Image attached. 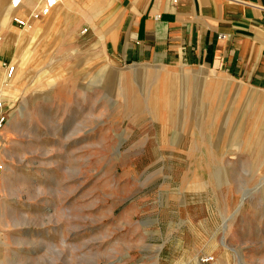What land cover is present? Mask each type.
Listing matches in <instances>:
<instances>
[{
	"label": "rangeland",
	"instance_id": "1",
	"mask_svg": "<svg viewBox=\"0 0 264 264\" xmlns=\"http://www.w3.org/2000/svg\"><path fill=\"white\" fill-rule=\"evenodd\" d=\"M10 5L0 264H264V88L45 50Z\"/></svg>",
	"mask_w": 264,
	"mask_h": 264
},
{
	"label": "crops",
	"instance_id": "2",
	"mask_svg": "<svg viewBox=\"0 0 264 264\" xmlns=\"http://www.w3.org/2000/svg\"><path fill=\"white\" fill-rule=\"evenodd\" d=\"M43 3L21 0L20 13ZM33 28L45 50L199 67L264 88V0H59Z\"/></svg>",
	"mask_w": 264,
	"mask_h": 264
},
{
	"label": "built area",
	"instance_id": "3",
	"mask_svg": "<svg viewBox=\"0 0 264 264\" xmlns=\"http://www.w3.org/2000/svg\"><path fill=\"white\" fill-rule=\"evenodd\" d=\"M59 0H44L43 6L36 11L31 12L27 17H13V22L15 23L16 26H18L19 28L22 29H31L32 28V24L34 21L40 19L42 16L47 15L49 13V11L57 4ZM19 5V0H12V6L13 8L18 7ZM14 72V68L13 67H9L6 70L7 73V77L12 76ZM7 120L6 117V113L4 112V105L2 104V102H0V129L2 128V126L5 124ZM3 164L0 161V178L3 172ZM208 260H210V258H205L204 262H207Z\"/></svg>",
	"mask_w": 264,
	"mask_h": 264
},
{
	"label": "bare ground",
	"instance_id": "4",
	"mask_svg": "<svg viewBox=\"0 0 264 264\" xmlns=\"http://www.w3.org/2000/svg\"><path fill=\"white\" fill-rule=\"evenodd\" d=\"M11 1V0H10ZM10 8H13L12 5H10ZM159 70V69H158ZM136 71V70H135ZM141 74H142V82H148V83H157L160 84V86H162L161 83H163L165 81V75H163L162 77L160 75H158L159 77H161L159 80L155 79L152 80L151 78V72H149L148 69L142 68V70H140ZM156 74H161V73H156ZM197 262V261H196ZM198 263V262H197Z\"/></svg>",
	"mask_w": 264,
	"mask_h": 264
}]
</instances>
